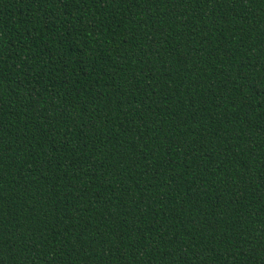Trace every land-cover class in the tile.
Instances as JSON below:
<instances>
[{"label": "trees", "instance_id": "16d2710c", "mask_svg": "<svg viewBox=\"0 0 264 264\" xmlns=\"http://www.w3.org/2000/svg\"><path fill=\"white\" fill-rule=\"evenodd\" d=\"M0 264H264V0H0Z\"/></svg>", "mask_w": 264, "mask_h": 264}]
</instances>
